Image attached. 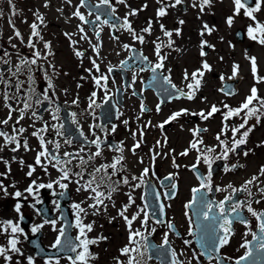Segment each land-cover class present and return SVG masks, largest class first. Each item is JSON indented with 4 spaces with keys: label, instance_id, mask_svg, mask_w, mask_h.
<instances>
[{
    "label": "flooded vegetation",
    "instance_id": "obj_1",
    "mask_svg": "<svg viewBox=\"0 0 264 264\" xmlns=\"http://www.w3.org/2000/svg\"><path fill=\"white\" fill-rule=\"evenodd\" d=\"M18 1L19 3L16 5L13 4L15 6L14 13L11 5H0V12L3 13L0 16V121L8 119L10 109L6 107V103L10 104L12 109H16V111H12L11 120H9L7 125L0 124V130L6 132L9 136L15 137L20 142L21 147L16 151H12L16 145L14 143L8 144L5 142L4 137H0V171H8L17 167L28 173L30 171L32 173L37 172L39 178L43 180L42 184L47 185L50 182L56 181L57 178L53 176L58 173L62 174L56 167L45 161L43 157H41V161L47 167V171H45L44 167L36 164V157L41 151V144L38 136L33 135V133H39L44 137L49 151L55 152L62 160L70 159V157L64 156L65 152L73 154L71 164L66 165L70 169V179L62 181V183L68 185L71 192V202H73L75 196L80 197V192L77 191V188L92 179V175L90 174L94 173L96 168L114 163L117 158L123 157L121 161L123 167H121V164H117V169L113 170L109 168L107 174L104 173L103 169H101L100 173H95L96 181L100 184L98 191H103L107 194L109 186L116 189L112 192L111 200L105 199L104 205H106V208L100 206L102 210L107 212V220H109L108 217H110L112 209L118 204H121L123 207L130 205L128 209H133L134 215L138 210L144 209V212H141L132 224L134 225V231H141L147 238L150 237L158 245H163L164 236L167 234L171 248L176 251L177 257L184 261L185 264L189 260L192 261V264H197V261L193 259V253L199 257V264H216V259L209 260L200 255L201 250H199L196 243L197 233L194 231V219L190 209L186 208V205L193 201L196 194H194L193 189L201 187V177L195 172L193 166L201 168L202 166L207 167V165L204 160H196L197 156L193 152V149L185 152L186 154H182V151L174 149L173 151L171 149L169 154L173 160L169 161V164L172 165L167 170L168 157L163 154L169 145L166 141L164 143H157L159 142L158 140L163 141L166 139L170 142L169 134L163 131L169 129L172 123L171 121L165 123V121H169V118L165 119L164 110L169 105L184 99L178 98L167 103H162V100L165 99L164 91L175 85L178 90L193 96L191 90L186 85L189 82H185V84L184 82H176L175 78L170 75V72L165 67L167 58L163 61V68L153 73L150 69L151 66L158 62V56L156 58L147 57V61L142 57V60L136 59L137 56L133 50L134 48H131L130 54L127 57H121L122 51L120 50V45L117 42L108 44L109 40L105 36L109 31L112 41H120L122 32L126 27L115 29L113 26L101 23V21L95 30H91L89 23L84 24L78 17L73 15L79 9L86 20L90 18L87 10L84 7H80L81 4L75 5L74 0H71V3L64 0L66 5L59 8L62 11H58L60 19H55L51 16L50 5L38 4L40 0ZM115 1L110 0L111 8L115 9V13L119 14L121 9L116 6ZM4 2H7V0ZM230 2L231 7L228 9V17H233V20L236 18L244 19L246 25L250 26V21L253 20L245 15V9L242 8L240 13L235 15L233 0H230ZM242 3L245 4L246 8H255L257 0H242ZM176 8L177 6L171 7V10L177 12ZM122 9L129 8L123 6ZM263 10L264 3H261L260 10L253 14ZM37 14L43 17V23L37 19ZM91 18L97 19V16H92ZM9 21H11V24ZM32 23L38 25L40 32L39 37L31 38V42L35 45L34 49L28 46L32 31L30 25ZM12 25L15 26L16 30H19L22 40L20 37L15 36ZM79 27L84 28V33L79 31ZM238 29L242 30L244 38L247 41L249 39L248 30L244 27ZM97 32H99V40L97 39ZM65 33L69 35L66 36ZM85 34L86 39L82 38ZM113 37H118V39H114ZM73 42L76 43L73 44ZM45 43H48L50 48H45ZM93 44H100V47L94 51L92 48ZM34 51L41 53L40 58L37 59V63L35 65L22 64V60L24 59L29 61L35 59L33 56ZM75 51L82 52L83 56L77 57ZM91 51L96 56L93 59L96 60V63L100 67L99 72L96 71L92 64ZM97 52L99 53L98 55ZM160 56H163V54L160 53ZM166 56L168 57L167 54ZM44 57L47 58L45 59ZM58 57H72L76 59L77 64H71V66H75L78 71L87 68V73L91 77H99L102 74L107 75V96H105L103 89L95 85L93 79L90 80V90L83 93V97L67 88L65 78H71L75 73L72 72V69L68 65L64 67V65L59 63ZM124 61L128 63L124 67H121ZM70 63L68 59L67 64ZM18 68L21 70L17 71ZM109 68L112 69L111 72L108 71ZM89 69H91V72H89ZM154 76L156 77L155 80L153 79ZM165 77L171 83H167ZM49 79L52 82L51 88L48 85ZM71 80L73 81V78ZM81 84H83V81L79 82V85ZM93 92L96 93L94 97L95 105L89 108V97L92 96ZM133 92L136 94L133 95ZM5 94L9 97L7 102L4 98ZM45 94L50 98L51 102L43 100ZM29 97L31 98L29 99ZM185 98L188 99L187 97ZM37 99L43 102L37 104ZM73 101H77V103H73ZM24 102L30 103L31 108L24 110V118L20 119L17 124L16 121L20 116L19 109H23ZM106 102H114L117 107L116 119L108 125H104L100 117V109ZM142 105L146 110L142 111ZM57 109H59L58 112ZM33 112L36 113L35 117L32 115ZM53 113L56 114L58 119L53 120ZM192 122V125H197L201 121L193 118ZM45 124L48 125V129L41 133L40 130L44 128ZM60 124L63 125L62 135H57L56 129L52 125L59 126ZM161 124H163V127H160ZM13 126L17 129L23 128L24 131L22 133L16 132L13 130ZM112 128H115L114 132ZM192 130L193 128L190 129L191 134H193ZM93 132H95V136ZM97 137L102 142L100 148L102 154L90 160L89 156L97 151L96 146L90 143V141L97 139ZM152 139H156L157 148H154ZM66 140H70L71 144L65 143ZM24 141H27V148L23 147ZM49 141L59 142L60 148L55 149L53 143H47ZM138 141L140 142V147L133 151L134 145ZM81 148L84 149L83 152H80ZM210 148L213 149V145ZM155 150H157L158 154H154ZM77 153L79 155H76ZM81 157L87 161V164L83 165L84 180H81L78 185L75 181L79 177L72 174L81 171ZM188 159L194 160L192 163H189ZM209 159L212 161L211 165H213V152H211ZM225 162L227 161L225 160ZM146 168L149 171L148 175L143 177V183L139 179H132L133 176L137 178L141 177ZM202 170L204 173L203 178L209 179L210 174V190L208 188H203V190L212 201L213 189L216 191V199L219 202L224 201L229 195H233L232 191H230L232 188L228 187L229 185L233 186V183L230 180L227 182L223 181V178L229 175L228 170L213 174L210 172L211 167L209 165ZM185 173H189L194 181L193 183H189L186 188L187 191L183 195ZM169 176L172 177L170 179L171 182L169 186L164 187V179ZM125 177L129 180L127 185L122 183ZM149 179L153 181L161 195L165 216L163 223H157V220L153 218L154 216H151L146 204L145 186ZM115 182L121 183L117 184ZM173 184L175 185L174 192L172 191ZM56 186L54 184L53 188L50 189L49 194L51 199H57V194L52 195V191L55 190ZM95 186L96 184L92 185V187ZM217 188L220 191H217ZM248 188L252 195L248 196L244 192L240 199L251 201L254 210L264 212V196L260 195L254 183L248 185ZM81 190H83L82 187ZM90 192L83 190V193L86 195ZM166 193H170L171 196L165 195ZM129 194L134 203H130ZM91 196L93 195H89L88 197ZM257 199L260 200V203L255 202ZM179 206L183 208V213L181 214H178L180 211L178 209ZM231 207L232 205L227 210L225 208V211L231 210ZM241 211L243 212L241 216L248 221V226L239 222L234 223L232 225L233 235L229 244L220 249L221 258H231L227 264H234L235 259L245 254L246 250L240 247L245 240L252 242L251 246L254 254L248 264L258 263L261 259L264 260L261 252L256 250V242L251 235V232L258 233V221L247 212L246 208H242ZM144 219H148L147 227L142 226ZM169 223L175 226V231L168 228L167 225ZM153 228L155 231H152ZM190 231L191 235H189ZM176 233H179V235ZM137 241H139V244L135 246L140 247L144 253L142 264H160L159 261L149 258L147 247H143L146 244V240H141L140 237H137ZM185 241H189L190 243L186 244ZM200 241L201 243H205V245L207 242L210 244L212 237L208 236L205 241H202L200 238ZM89 249L92 253L93 246L89 245Z\"/></svg>",
    "mask_w": 264,
    "mask_h": 264
},
{
    "label": "rangeland",
    "instance_id": "obj_2",
    "mask_svg": "<svg viewBox=\"0 0 264 264\" xmlns=\"http://www.w3.org/2000/svg\"><path fill=\"white\" fill-rule=\"evenodd\" d=\"M4 1L0 0V5H10L8 0L7 2ZM17 3H19L18 0H12V4L16 5ZM115 3L121 9L119 15L129 19L135 32L144 36V43L141 44L138 40L133 39L126 28L122 32L120 41H112L108 31L105 36L109 40L107 43L117 42L122 51L121 57H127L130 54L131 48H138L147 57L156 58V45L159 44L160 53L167 58L165 67L170 72V75L175 78L176 82L190 83L193 73L198 70L203 71V76L197 77L200 80L199 88L196 90L190 89L193 98H184L169 105L164 110L165 116H163L165 119L170 118L175 113H181V110H187L185 114L181 113L178 120L172 121L169 129L163 131L169 134L170 139V142L168 141L169 147L163 154L168 157L166 169L169 170V166L172 165L169 164V161L173 160L169 154L170 149L185 153L192 148L194 142L198 145L199 149H202L204 145H213V159L219 156L221 145L216 136L223 129L226 135H221V139L226 141L231 147L233 145L231 129L238 127L243 122L242 118L245 115L242 112L239 116H232L225 120L224 116L228 112V108H225V105H228L229 108L242 105L245 98L251 94L250 90L253 87H256L258 95L264 98V82L258 83L256 80V76L264 77V45L260 44L258 40L239 42L236 39L238 28L244 27L248 29L249 26L246 25L244 19L239 18L233 20V23L229 26L227 18L228 9L231 7L230 0H212L211 5L205 6L203 11L200 10L199 0H183L180 5H177V12L171 10V7H167V14L162 17L157 15L158 10L162 6L174 3V0H164L163 4L158 3L157 0H125L124 4L116 0ZM194 3L197 4L196 7H193ZM38 4L50 5V14L55 19H60L58 9L66 5L64 0H40ZM74 4L80 5L81 0H74ZM123 6L130 10L122 9ZM133 9L138 14L130 16L129 13ZM181 20L184 21L183 24L179 23ZM149 21H151L150 34L142 31L145 27H148ZM257 22L264 25V10L256 15L253 27L256 26ZM205 24L211 29L210 32L204 29ZM161 25L164 26V30L161 29ZM165 30L172 32V36H166L164 34ZM177 30L179 34H177ZM202 31L203 35H201ZM170 41L171 46L169 47ZM125 44L130 46L129 50H125L123 47ZM202 52L204 53L203 55ZM90 57L92 59L96 57L92 51L90 52ZM250 57L256 58V76H254L252 71ZM68 59L71 62L70 64H67ZM58 62L64 65V67L68 65L72 69V72L75 73L71 76L73 81L71 78H65L66 87L83 97V93L90 90V80H92V77L87 73V68L78 71L75 66H71V64H77V60L72 57H58ZM204 63L210 66V71L203 69ZM235 66H239V69L238 73L234 75ZM185 73L188 74V79H185ZM60 77L63 78L62 76ZM237 77H241L243 82L241 84L233 82L235 84V92L233 94L225 93L223 90L226 87V83H232L231 81ZM80 81H83V84L79 85ZM253 103L256 105L255 101ZM213 105L219 111L211 117L203 119L198 115L202 111L207 114ZM193 118L200 120V124L192 125ZM253 125L255 127L250 132L245 143L248 148L240 153H236V151L231 152L226 159L228 166H235L237 170H228L229 175L224 177L223 181L227 182L230 180L234 188H242L245 182L253 176L258 177L257 181L261 185L260 188H264V175L260 174V169L264 167V115L261 116L258 124L254 116L250 118L248 126L251 127ZM192 128L193 134L190 133V129ZM198 129H201V131L199 132ZM243 131L245 129H241V133L237 134V139L241 138ZM156 139H152L154 148H157ZM199 141H202V143H199ZM246 152L248 155H244ZM199 153H201L200 150ZM154 154H158L157 150L154 151ZM206 154L208 156L211 155L208 151ZM193 160L188 159L187 161L192 163ZM205 168L203 166V169ZM60 176V174H56L53 177L58 179ZM184 178L183 195L186 193L189 183H193L194 181L189 173H185ZM42 182L43 180L39 178L37 172L29 176L28 172L22 171L17 167L8 171H0V246H8V241L11 238L9 222L17 224L23 229L22 234H16L19 240L17 247L20 248L23 255L10 252L11 261H6L4 257L0 256V264H28V257H32L34 264H47L46 261L34 255L27 241L28 235H33L38 230H42L45 246L53 248L59 236L58 230L62 228L61 222L58 220V202L55 199L50 201L51 209L56 215L55 225L49 221L45 223L46 220L40 217L36 209L37 201L41 198V188L38 185L42 184ZM30 186L33 188V192L31 193L27 191ZM16 192H20L21 195L17 197L15 195ZM60 192H62V189L57 185L54 193ZM90 194L87 193V195ZM87 195L80 194V197L75 196L71 209L76 225L78 213L73 208V205L79 204L82 208L86 209V214L79 213V219L85 225H92V231L87 232V238L98 240L97 243L93 244L94 249L91 253L95 258L90 259L88 264H117V257L124 264H127V257L120 254L122 248L129 246V234H127L129 230L128 232L126 231L128 226L125 220L117 214L118 211H112L109 220H107L108 214L100 206L98 213L94 215L93 212L95 210L89 207L93 201L89 200L91 203L88 204L85 202ZM17 205L20 206L19 212L16 211ZM178 209H180L178 214H181L182 207L179 206ZM23 215H27L32 219L28 230L24 229L19 223ZM125 215L131 218L133 212L129 211ZM33 227H37L38 229L35 233L32 231ZM76 230L78 232L75 231V235L79 233L80 229L77 227ZM99 237L106 239H98ZM51 262H54L51 264H68L65 259H61L59 263H55V261Z\"/></svg>",
    "mask_w": 264,
    "mask_h": 264
},
{
    "label": "snow or ice",
    "instance_id": "obj_3",
    "mask_svg": "<svg viewBox=\"0 0 264 264\" xmlns=\"http://www.w3.org/2000/svg\"><path fill=\"white\" fill-rule=\"evenodd\" d=\"M68 3H71V0H67ZM119 3L124 4L125 0H118ZM158 3L163 4L164 0H157ZM183 2V0H174V3L171 4H167L165 6H162L159 10L157 15L162 17L164 15L167 14L166 8L167 7H175L177 5H180ZM8 3L12 6L13 9V13L15 11V6L12 4V0H8ZM101 3L104 5H108L109 8H111V4H110V0H101ZM212 3V0H199V7L200 10L203 11L205 6H210ZM233 3L235 5V10H234V14L238 15L240 13V10L243 8L245 9V15L249 18H251L253 21H255V16L253 15L254 12L259 11L261 8V3H264V0H257V3L255 5V8H246L245 4L242 3V0H233ZM47 6V5H46ZM85 6V0H81V5L80 7H84ZM197 4L194 3L193 7H196ZM146 7V6H145ZM58 11H62V9H58ZM112 12H115V9H112ZM137 11L136 10H132L129 15L130 16H135L137 15ZM3 13L0 12V16H2ZM73 15L75 17H78L79 20L84 23L87 24L89 23L88 20H86L85 16L82 15L79 11V9H77ZM37 19L40 20L41 23H43V17L39 16L37 14ZM100 17L97 16V20H99ZM9 23L11 24V21H9ZM101 23L103 24H108L109 21L108 20H104ZM180 24H183L184 21H179ZM227 23L229 24V26H231V24L233 23V17H228L227 18ZM13 29H14V34L16 37H21V33L19 32V30L15 29V26L12 25ZM121 27H126L128 32L132 35L134 40H138L141 44L144 43V36L143 35H139L135 32V30L132 28L131 23L128 21L127 18H125L123 25H121ZM31 28V36L29 38V44L28 46L30 48H35V45L31 42V38L32 37H39L40 36V32H39V27L36 23H32L30 25ZM161 29L164 30V26L161 25ZM204 29L208 30L209 32L211 31V29L208 28V25L205 24L204 25ZM79 31L81 33H84V28L83 27H79ZM143 32L146 33H151V21L148 22V27H145L143 30ZM164 34L168 37L172 36V32L170 31H164ZM177 34H179V31L177 30ZM203 31L201 32V35H203ZM248 34L250 36L251 39L253 40H258V42L262 45H264V25L260 24L259 22L256 23L255 27L250 26L248 28ZM65 35H69L68 33H65ZM97 39L99 40V32H97ZM82 38L86 39V34L84 36H82ZM114 39H118V37H113ZM76 42H73V44H75ZM89 43H91V41H89ZM45 48H50V45L48 43H45ZM169 47L171 46V41L169 42ZM13 47H15V45H13ZM100 47V44H93L92 48L94 51H96L98 48ZM125 48V50H129L130 46L125 44L123 46ZM49 54H51L49 52ZM99 53L97 52V55ZM156 54L158 56V62L155 63L153 66H151V71L153 73H156L158 69H162L163 68V61L165 59V57L160 56V45L157 44L156 45ZM204 53L202 52V55ZM75 55L77 57H82L83 53L80 51H75ZM33 56L35 57V59L32 60H27L24 59L22 60V64H27V65H35L37 63V59L40 58L41 53L39 51H34L33 52ZM45 59L47 57H44ZM143 59L145 61H147V57H143ZM251 60V65H252V71L254 76H256V72H257V67H256V58L255 57H250ZM5 63H7V61H5ZM127 61L122 62L121 67H124L125 65H127ZM150 63V62H149ZM92 64L94 66V68L96 69L97 72L100 71V67L99 65L96 63V60H92ZM203 69H207V70H211L210 66L207 63L203 64ZM238 69L239 66H235L234 68V75L236 73H238ZM21 69L18 68L17 71H20ZM109 72L112 71L111 68H109L108 70ZM89 72H91V69H89ZM202 77L203 76V71L198 70L197 72L192 74L191 77V82L188 83L187 87L189 89H193L196 90L199 88L200 86V80L197 77ZM92 79L95 82V85L98 88H101L104 90L105 92V96H107L108 93V88H107V81H108V76L107 75H100L99 77L97 76H93ZM153 79L155 80L156 77L154 76ZM185 79H188V74L185 73ZM256 80L257 82H264V77H258L256 76ZM165 81L167 83H171V81L165 77ZM48 85L51 88L52 87V82L49 79L48 80ZM19 87V86H18ZM173 88H175V85H173ZM251 94L249 96H247L245 98V101L243 102V104L241 105L240 108L238 109H231L228 107V105H225V108H228V112L225 114L224 119L227 120L232 116H239L240 113H245L243 119V122L235 128L231 129L232 132V140H233V145L230 147L226 141L221 139V135H226V133L224 132V130L222 129L221 133L218 134L216 136V139L219 141L220 145H223V151L221 153L220 156L215 157L216 159H227L228 155L231 152H235L236 148H238L241 145H244L247 142V137L249 136L250 132L254 129L255 125L249 127L248 126V120L250 118H252L253 116L256 119L257 124L260 122L261 116L264 115V98L260 97L258 95V90L256 87H253L250 90ZM136 93L133 92V95H135ZM96 96V93L93 92L92 96L89 97V108H92L95 105V99L94 97ZM5 101L7 102V100L9 99L8 95L5 94ZM31 97H29L30 99ZM187 98L188 99H192L193 96L191 94H187ZM44 101H50V98L45 94L43 97ZM256 102V105H254L253 102ZM43 101L37 99L36 103L40 104ZM73 103H77V101H73ZM6 107H8L10 109L9 111V116L8 119H5L3 121H0V124H4L7 125L9 120H11V113L12 111H16V109H12L10 104L6 103ZM31 108V104L28 102H24V107L23 109H19L20 112V116L19 119L16 121V123H19L20 119L24 118V110L25 109H30ZM146 110L143 105H142V111ZM59 111V109H57V112ZM184 113L187 112V110H182ZM219 109L213 105L211 107V109L208 111L207 114H205V112H200L198 113V115L203 118V119H208L209 117H211L214 113L218 112ZM32 115L35 117L36 113L33 112ZM181 115V113H175L173 114L170 118L169 121H165V123L170 122L171 120H175L177 119L179 116ZM53 120L58 119V117L56 116L55 113H53L52 116ZM127 123V122H125ZM53 128L56 129L57 135H62V129H63V125L60 124L59 126L57 125H52ZM91 127H95V126H91ZM160 127H163V124L160 125ZM225 127H227L225 125ZM48 129V125L45 124L44 128H42L40 130V132H44ZM241 129H245V131H243V133L241 134V138L237 139L236 136L238 133H241ZM13 130L19 133H22L24 131L23 128H15V126H13ZM112 131H115V128H112ZM33 135L38 136L39 140H40V144H41V151L37 154L36 157V164L40 165L41 167L45 168V171H47V167L42 164L41 161V157L44 158L45 161H47L48 163H51L53 167H56L62 174L61 176L54 182H50L47 185L44 184H40L38 185L39 188H49L52 189L54 184L58 185L61 189H67L68 185L66 183H62L61 181L64 180H68L70 179L69 176V172L70 169H68L66 167V165L71 164V157L73 156L72 153H64V156L70 157V159L68 160H62L61 157H59L57 154H55V152H50L47 144L44 140V137L42 135H40L39 133L34 132ZM93 135L95 136V132H93ZM135 135V134H134ZM141 135H143V133H141ZM0 137H4L5 142L8 144H12L14 143L16 146L12 149V151H16L21 147V144L19 141L16 140L15 137L13 136H9L6 132L0 130ZM47 143H53L55 145V149H59L60 148V143L56 142V141H49ZM65 143L71 144L70 140H66ZM90 143L94 144L97 148V151L95 153H93L91 156H89V159H94L95 157H99L101 156V140L99 139V137H97V139L90 141ZM159 143V142H157ZM199 143H202V141H199ZM23 147L27 148V141H24L23 143ZM140 147V142L138 141L133 148V151H135L136 148ZM193 148L197 147V144L194 142L192 144ZM84 149L81 148L80 152H83ZM207 151L209 153L213 152L214 149L209 148L207 149ZM182 154H186V153H182ZM76 155H79V153H77ZM244 155H248V153H244ZM123 157L117 158L116 161L114 163L111 164H105L102 165L100 168H96L94 170V173L90 174L92 175V179L86 181L81 187L83 188L84 191H91L92 193H94L93 196H91L90 198L94 201V203L90 204L89 207L94 209L95 211L93 212V214H97L99 211V206H104L106 208V205H104V201L105 199L107 200H111L112 198V192H114L116 189L115 187L109 186V191L106 194L103 191H98V188L100 187V184L97 183L96 181V176L95 173H100L101 169L104 170V173L107 174V170L109 168L116 170L117 169V164H121ZM204 162L207 163L209 165V167H211V163L212 161L205 156L204 157ZM87 164V161H85L82 157L80 158V167H81V171L73 173L72 175L79 177V179H77L75 182L79 185L81 180H84V168L83 165ZM121 167H123V165L121 164ZM194 168L196 167L195 165L193 166ZM233 168L235 166H232ZM231 170V169H228ZM34 171V169H33ZM148 169H144L143 175L139 178L133 176L132 179L133 180H137L139 179L141 181V183H143V177L148 175ZM32 174V172L30 171L28 173V175L30 176ZM260 174L264 175V167H262L260 169ZM102 179V178H101ZM110 179V177H109ZM166 179H172L171 176L167 177ZM201 179V187L200 188H196L193 189L194 194L195 193H199L201 191V189L203 188H208L210 190V183H209V179H210V174H209V179H205L203 177L200 178ZM258 180V177L253 176L250 180L245 182V185L242 188H234L232 185H229V188H232V193L235 194L237 192H246L248 194V196H251L252 193L248 188V185L255 183ZM115 183H121V182H115ZM122 183L127 185L129 183V180L127 179V177H125L122 180ZM93 184H96L95 187H92ZM81 187L77 188V191L81 190ZM172 188H175V185H172ZM27 191L29 193L33 192V188L30 186ZM217 191H220L219 188H217ZM259 192L264 195V188H260ZM64 193L61 192L60 195H63ZM15 195L17 197H19L21 195L20 192H16ZM159 194H157L158 196ZM165 195H170V193H166ZM233 199V195H229L228 197H226V199L224 201H220L218 204H213V202L209 201L206 203H203L201 206V209L198 211L197 215L198 218L200 219V224L198 225V228H200L202 230V235H201V240L205 241V239L209 236V233L211 234L212 237V242L210 244H207V246L205 245V243L201 244V247L203 249V251L200 253V255L206 256L209 260L212 259H216V264H227V262L229 260H231V258L228 257H218V253L220 251L221 248H223L224 246L228 245L231 239V236L233 235V229H232V224L234 222V220H237L239 223L244 224L245 226H248V221L245 220L242 216H241V209L242 208H246L247 212L250 213L253 217L256 218V220L258 221V233L256 232H251V235L253 236V240L256 242V250L264 253V212H258L256 210L253 209L252 205H251V201H240L237 202L235 204L232 205L231 210L229 211H225V205L231 201ZM129 201L130 203H134V200L132 199L131 195L129 194ZM39 202V201H37ZM196 202L195 196L193 198V201L189 204L186 205V208H191L193 203ZM256 203H260V200L257 199L255 201ZM130 205H125L118 213L119 216H121L128 228H129V246H125L124 248H122L120 250V254L121 256L127 257V264H142L143 261V257H144V253L141 251V248L138 246H133V245H138L139 241H137V237H140L141 240H146L147 236L144 235V233H142L139 230H132V224L134 222V220H136L141 212H144V209H140L138 210V212L133 215L131 218H129L127 215H125V213L128 210V207ZM73 208L77 210L78 216H77V227L80 229L79 231V236L77 237V239L79 240V245L78 246H72L70 247L69 251L72 252H76L77 255L75 257V259L72 260V264H77V262H79V264H88L90 259H93L95 257L92 256L90 250H89V245L91 244H95L98 242V240H92V239H88L87 238V232L92 231V225L91 224H83V222L79 219V213H85L86 214V209L82 208L79 204H74ZM216 209H218L219 211L217 212ZM16 211L19 212L20 211V206L17 205L16 206ZM160 211L163 212V205H160ZM145 215H147V213H145ZM160 221L157 220V223H159ZM10 223V231H11V238L8 241V246L4 247V246H0V256L4 257L6 261H11V255H9V253H19L20 255H23V253L21 252L20 248L17 247L19 240L17 238L18 233H23V229L20 228L17 224H12ZM45 223H48V221H45ZM51 223L53 225H55V221H51ZM148 225V219H144L142 221V226L147 227ZM168 228L175 231V226L172 223H169ZM37 227H33L32 231L35 233L37 231ZM5 231H7V229H5ZM59 231V236L57 237L56 241H55V247H59L61 245V238L65 236V232L64 229L61 228L58 230ZM152 231H155V229L153 228ZM177 235H179V233H176ZM191 231L189 232V235H191ZM247 235V233H246ZM82 238V239H81ZM98 239H106L104 237H99ZM186 244L190 243L189 241H185ZM252 242L245 240L244 243H242L240 245L241 248H244L245 254L240 256L238 259H235L234 264H248V262L253 258V248L251 246ZM162 246H167V250L170 251V254L172 256V264H185L184 261L180 260L177 257V253L174 249L171 248V245L169 244V240H168V235L165 234L164 236V241H163V245ZM162 246H158V247H162ZM143 247H147V245H143ZM79 249V250H78ZM181 255H183L181 253ZM28 264H34V261L32 259V257H28ZM71 259V257H70ZM193 259H195L197 261V264H199V257L193 253ZM116 262L117 264H124V262L122 260H120L119 257L116 258ZM187 264H192V261L189 260L187 261Z\"/></svg>",
    "mask_w": 264,
    "mask_h": 264
},
{
    "label": "water",
    "instance_id": "obj_4",
    "mask_svg": "<svg viewBox=\"0 0 264 264\" xmlns=\"http://www.w3.org/2000/svg\"><path fill=\"white\" fill-rule=\"evenodd\" d=\"M85 5L89 6L91 10H94L95 12H97L98 8H100V6L97 7H93L90 5V3L86 2ZM100 14L102 15L103 12H100ZM66 191L64 192V194L61 197V204H60V209H61V216L60 219L64 222V232H65V236L61 238V245L59 247H56L54 250H47L42 241H41V237H42V233L39 232L35 237H30L29 241H30V246L31 248L35 251V253L39 256L42 257H61L64 255H68L71 257V259H74L76 257V253L69 251L70 247L72 246H77L78 243L74 240L73 236H72V218H71V214L70 211L67 207V205L65 204V202H68V196L66 194ZM40 211L42 213V216L48 219H53L54 216L51 213L47 203L40 206ZM29 220L27 218H23L22 219V223H24L26 226H28L29 224Z\"/></svg>",
    "mask_w": 264,
    "mask_h": 264
},
{
    "label": "bare ground",
    "instance_id": "obj_5",
    "mask_svg": "<svg viewBox=\"0 0 264 264\" xmlns=\"http://www.w3.org/2000/svg\"><path fill=\"white\" fill-rule=\"evenodd\" d=\"M231 82H236L237 84H241L243 81L241 77H237L235 80H232Z\"/></svg>",
    "mask_w": 264,
    "mask_h": 264
}]
</instances>
